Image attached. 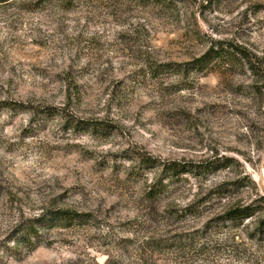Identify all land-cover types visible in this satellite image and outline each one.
Here are the masks:
<instances>
[{
	"label": "rangeland",
	"instance_id": "obj_1",
	"mask_svg": "<svg viewBox=\"0 0 264 264\" xmlns=\"http://www.w3.org/2000/svg\"><path fill=\"white\" fill-rule=\"evenodd\" d=\"M73 2L0 3V264H264V83L246 68L149 72L215 44L263 68L264 0ZM62 112L109 131L67 129ZM140 156L226 164L153 201L159 169L134 177ZM247 206L261 207L222 223ZM52 210L91 222L11 251L19 226Z\"/></svg>",
	"mask_w": 264,
	"mask_h": 264
},
{
	"label": "trees",
	"instance_id": "obj_2",
	"mask_svg": "<svg viewBox=\"0 0 264 264\" xmlns=\"http://www.w3.org/2000/svg\"><path fill=\"white\" fill-rule=\"evenodd\" d=\"M9 0H0V3H5ZM70 5H73V1L79 0H69ZM184 0H138V2L143 7H159L163 9H171L174 7L176 3H183ZM257 58L250 54L247 50H244L239 47L232 46H219V44H215L211 47L202 57L194 60L191 63H187L184 65H158L155 67H150L149 72L151 74L159 75L165 71H171L176 74H184L187 73H207L211 71H219L221 72L226 68H246L250 74L257 79L256 82L264 83V67H259ZM262 79L260 82L259 79ZM258 94H261V89H257ZM10 105V104H7ZM5 106L9 110L13 109L11 107L14 106ZM40 114H49L48 110H43ZM51 115V114H50ZM59 115V114H58ZM61 119H65V123L67 129H72L74 131H83L88 128L99 130L100 132L107 134L109 131L108 127L98 123H88L84 121H73L71 117L66 118L62 112L60 114ZM226 162L222 160H216L215 162L207 163V164H198V165H187L183 163L177 162H160L156 161L147 156H140L138 158L135 171L131 173L134 177L141 176L148 169H159V173L156 174L154 181L150 184L145 193L146 197L149 200L156 201L166 195L170 190L178 187L181 182L184 181L185 174H191L194 177L201 176H209L216 171H218L221 167H225ZM222 191L221 193H223ZM261 206H247L235 208L229 212H227L221 220H223V224H234L237 221L252 217L255 212L260 211ZM188 215H191V211H189ZM186 217V216H184ZM89 216L76 214L69 211L62 210H52L47 211L42 216L34 220H28L23 225L19 226V228L15 231V234L11 240V243L14 245L11 251H15L18 249H23L26 253H31L37 248L41 246H45L44 243L41 242V233L44 231H49L54 228H71L74 226H82L89 224L91 222ZM258 228L260 230L264 229V218L259 220Z\"/></svg>",
	"mask_w": 264,
	"mask_h": 264
}]
</instances>
